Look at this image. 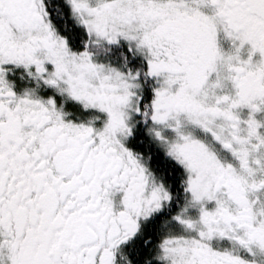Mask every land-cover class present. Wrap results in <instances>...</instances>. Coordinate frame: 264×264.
<instances>
[{
  "label": "snow or ice",
  "instance_id": "1",
  "mask_svg": "<svg viewBox=\"0 0 264 264\" xmlns=\"http://www.w3.org/2000/svg\"><path fill=\"white\" fill-rule=\"evenodd\" d=\"M0 264H264V0H0Z\"/></svg>",
  "mask_w": 264,
  "mask_h": 264
}]
</instances>
